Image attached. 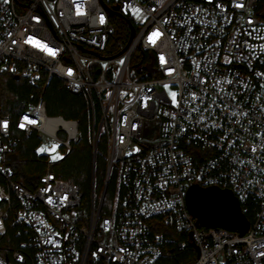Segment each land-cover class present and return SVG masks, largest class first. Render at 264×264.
Here are the masks:
<instances>
[{
  "label": "built area",
  "instance_id": "built-area-1",
  "mask_svg": "<svg viewBox=\"0 0 264 264\" xmlns=\"http://www.w3.org/2000/svg\"><path fill=\"white\" fill-rule=\"evenodd\" d=\"M262 1L0 0V77L33 85L45 75L16 121L0 105V264H163L173 241L154 233L155 218L181 234L179 251L196 252L189 264H264ZM114 17L135 35L107 57ZM138 50L146 58L133 68ZM53 78L89 103L95 157L101 137L107 145L106 185L87 209L77 185L52 169L80 136L77 120L47 114ZM12 127L59 147L34 189L13 177ZM113 172L114 217L102 211ZM194 185L230 190L244 214L254 212L247 233L200 227L186 202Z\"/></svg>",
  "mask_w": 264,
  "mask_h": 264
},
{
  "label": "trees",
  "instance_id": "trees-1",
  "mask_svg": "<svg viewBox=\"0 0 264 264\" xmlns=\"http://www.w3.org/2000/svg\"><path fill=\"white\" fill-rule=\"evenodd\" d=\"M257 14L264 19V0L256 10ZM111 22L114 18L110 19ZM115 26V33L111 37L108 47L112 42V47L121 50L129 43L131 36V22L127 19H120ZM107 47V49H108ZM123 48V49H124ZM122 49V50H123ZM122 50L119 52L121 53ZM118 53V54H119ZM146 58V54L138 50L136 57L132 60L131 66L136 67L142 60ZM45 83V75L42 74L36 84H30L23 78L17 79L10 72H5L0 77V105L1 114L10 116L16 121L18 115L26 109L27 101L34 95L33 101H36ZM45 99L47 102V114L50 116H62L65 119H74L79 122L80 136L73 144L72 151L65 156L64 159L52 165L53 171L60 177L74 183L84 194V209H87L91 200L93 189L95 195L99 198L102 194L105 183L106 174V142L99 143L97 156L95 157V173L93 177L92 168V146L88 136L91 117L89 103L84 96L71 95L65 89L63 81L58 78L51 79L45 91ZM11 135L19 138V142L11 154L8 156L9 165L13 171L14 179L25 184L27 187L34 189L40 182L43 173L46 170L48 161L47 156H38L36 148L39 141L36 136L25 137L22 133L12 127ZM117 177L110 179L106 188L103 215H112V199L116 192ZM110 200V210H106L107 200ZM247 219L252 222L254 212L249 211L246 214ZM153 231L155 234L163 235L170 239L163 248L162 262L163 264H189L191 263L196 252L189 246L184 251L176 248L175 242L183 239L181 234L173 225L161 221L159 218L153 219ZM9 236L13 237V231L10 230Z\"/></svg>",
  "mask_w": 264,
  "mask_h": 264
},
{
  "label": "water",
  "instance_id": "water-1",
  "mask_svg": "<svg viewBox=\"0 0 264 264\" xmlns=\"http://www.w3.org/2000/svg\"><path fill=\"white\" fill-rule=\"evenodd\" d=\"M109 12L111 15L115 14L113 11ZM134 35L135 29L132 27L129 43ZM129 43L121 53L127 49ZM16 78L19 79L18 76ZM186 202L200 227L223 228L238 232L241 236L245 235L250 227V221L242 212L239 201L228 189L194 185L188 190Z\"/></svg>",
  "mask_w": 264,
  "mask_h": 264
},
{
  "label": "rangeland",
  "instance_id": "rangeland-1",
  "mask_svg": "<svg viewBox=\"0 0 264 264\" xmlns=\"http://www.w3.org/2000/svg\"><path fill=\"white\" fill-rule=\"evenodd\" d=\"M120 22L119 18H116L114 17V20L112 21V23L114 24V26H117V24ZM124 47H122L123 49ZM121 49V50H122ZM121 50H116L112 47V42L110 44V46L108 47V49L104 52V55H106L107 57H111L113 55H117ZM166 91L169 93V95L172 97V99L175 101L176 100V97H177V88L176 86L174 85H167L165 87ZM32 99V94L30 96ZM111 121V119H110ZM98 132L96 131V133L94 132L93 128H92V124L90 123V128H89V132H88V136H89V139H90V142H91V146H92V172H93V177H94V173H95V154H94V146H95V141H96V135ZM36 139L39 141V145L38 147L36 148V154L38 156H50V158L52 159H55L58 157V152H59V147L58 145L55 146L54 149L50 150L47 148V143H46V138H41L39 136H36ZM104 138L101 137V141H103ZM98 149H99V145H98ZM98 153V152H97ZM53 155V156H52ZM107 155H108V150H107V145H106V153H105V160H106V174H105V183H104V186H103V190L105 188V185H106V177H107V169H108V161H107ZM97 156V154H96ZM117 177V181H116V192H115V196H113V201H112V204H113V208H112V216L114 217L115 214H116V211H117V206H118V203H119V196H121V185H120V180H119V177H120V173L117 175L116 172H113V174L111 175L110 179L113 178V177ZM109 183V182H108ZM108 186V185H107ZM102 190V191H103ZM111 201L108 199L107 200V204H106V210H110V207H111Z\"/></svg>",
  "mask_w": 264,
  "mask_h": 264
},
{
  "label": "snow or ice",
  "instance_id": "snow-or-ice-1",
  "mask_svg": "<svg viewBox=\"0 0 264 264\" xmlns=\"http://www.w3.org/2000/svg\"><path fill=\"white\" fill-rule=\"evenodd\" d=\"M5 2H7V0H5ZM136 11H139V10H136ZM153 35H158V33H153ZM149 39L152 40V37L150 36ZM31 42L34 43L37 47H40L43 50L49 52V54L54 55V52L51 49H49L47 47V45H43V44H40L39 42H35V41H31ZM152 42L154 43V40H152ZM5 126H6V124H5Z\"/></svg>",
  "mask_w": 264,
  "mask_h": 264
}]
</instances>
